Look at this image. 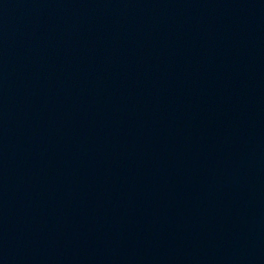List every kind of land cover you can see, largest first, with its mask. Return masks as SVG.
<instances>
[{"label":"water","instance_id":"95a60500","mask_svg":"<svg viewBox=\"0 0 264 264\" xmlns=\"http://www.w3.org/2000/svg\"><path fill=\"white\" fill-rule=\"evenodd\" d=\"M0 264H264V0H0Z\"/></svg>","mask_w":264,"mask_h":264}]
</instances>
